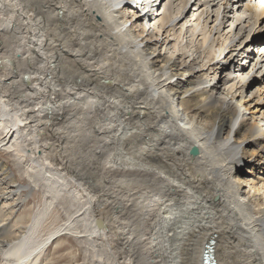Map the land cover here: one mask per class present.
Wrapping results in <instances>:
<instances>
[{
    "label": "bare ground",
    "instance_id": "bare-ground-1",
    "mask_svg": "<svg viewBox=\"0 0 264 264\" xmlns=\"http://www.w3.org/2000/svg\"><path fill=\"white\" fill-rule=\"evenodd\" d=\"M262 1L0 0V264H264Z\"/></svg>",
    "mask_w": 264,
    "mask_h": 264
},
{
    "label": "rangeland",
    "instance_id": "rangeland-1",
    "mask_svg": "<svg viewBox=\"0 0 264 264\" xmlns=\"http://www.w3.org/2000/svg\"><path fill=\"white\" fill-rule=\"evenodd\" d=\"M192 11H193V8L192 9H190L189 10V12H188V14H192ZM223 27H225L224 28V31H227V28H229V29H233L232 28V26H230V22H226L225 24H224V26ZM260 38H264V34H261L260 36H259V39ZM235 49V48H234ZM234 51V50H233ZM232 52H230V54H231ZM236 53V52H235ZM229 54V53H228ZM228 54H224L223 56H225L226 55V57H224L225 59L227 58V59H230V58H228ZM223 56H222V58H223ZM252 59V62L256 59V58H251ZM251 61H250V59H248L247 60V65H246V69H248L247 67H249V63H250ZM218 75H220V76H224L225 75V71L223 70V69H220V72L218 73ZM223 79H225V78H223ZM222 82H223V80H222ZM256 85H257V81L256 80H254L251 84H250V86H249V90H253L255 87H256ZM258 86V85H257ZM85 143H83L82 145H84ZM91 145H93V143H91ZM86 148V149H85ZM83 149H84V151H83ZM87 150V151H86ZM79 151L81 152V155L82 156H87L88 157V155L90 156L87 160H90L91 161V153L90 152H88L89 151V149H87V145H85L84 147H82V148H80L79 149ZM86 152V153H85ZM85 153V154H84ZM84 154V155H83ZM88 154V155H87ZM85 156V158H87ZM13 156H11V152H8V151H4L3 149H0V159L1 160H4L5 162H7L8 164H9V166H10V168H11V171H12V173L13 174H15L16 175V178H17V183L19 184V183H21V184H23V185H31L32 186V182L34 181L33 180V178H30V176H29V174L27 173V172H25V168L27 167V165L25 164V163H23V166H22V169H21V167L20 166H18V165H15L16 163H14L13 161ZM85 158H82V160H84ZM246 177L247 176H249V174H244ZM33 180V181H32ZM43 182V181H42ZM42 182H40L39 180H38V184L40 185ZM38 186V185H37ZM41 186H39V187H37V188H35V190H36V192H35V190L34 191H32V193H34L33 195H32V193L30 194V197H28V201H26L25 203H19L18 205H16L14 208H13V210L15 211V213H12V222L14 223L15 221H16V219H17V217H18V214H23V213H28V211L29 210H31L32 208H33V206H34V204H35V200H33V199H36L35 198V194L36 195H39L40 194V192H41V188H40ZM38 189H40V190H38ZM23 192H22V194H24L22 197H24L26 194H27V192H28V189H25V190H22ZM37 192H38V194H37ZM16 196V195H15ZM40 196V195H39ZM18 197V196H17ZM2 198L0 197V200H1ZM34 203V204H33ZM31 205H33V206H31ZM61 209V208H60ZM21 212V213H20ZM61 213H66V211L65 210H63V209H61V211H60ZM64 213H63V215H64ZM63 245H69V243H67V242H63ZM71 245H72V243H71ZM61 246V245H60ZM59 245H56V244H52L50 247H49V249H48V251L46 252V255L48 256V257H51V258H54L53 259V261H54V264H69V262H68V260H69V258H68V255H67V250L66 251H57L59 248L58 247H60ZM70 246V245H69ZM57 248V249H56ZM56 260V261H55Z\"/></svg>",
    "mask_w": 264,
    "mask_h": 264
},
{
    "label": "water",
    "instance_id": "water-1",
    "mask_svg": "<svg viewBox=\"0 0 264 264\" xmlns=\"http://www.w3.org/2000/svg\"><path fill=\"white\" fill-rule=\"evenodd\" d=\"M208 250L209 251H206V258H207V261H208V264H212V260H211V256H210V253H211V249L208 247ZM209 254V255H208Z\"/></svg>",
    "mask_w": 264,
    "mask_h": 264
}]
</instances>
